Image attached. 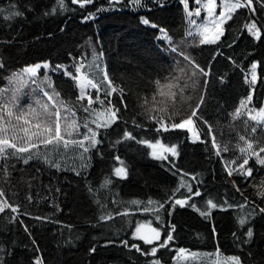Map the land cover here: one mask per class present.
<instances>
[{
  "label": "trees",
  "instance_id": "16d2710c",
  "mask_svg": "<svg viewBox=\"0 0 264 264\" xmlns=\"http://www.w3.org/2000/svg\"><path fill=\"white\" fill-rule=\"evenodd\" d=\"M10 2L16 3L24 14L10 21L0 17V61L4 64V68L0 69V88L8 86L7 78L12 72L21 70L27 64L47 60L53 67L63 64L74 72L71 65L75 61L84 62L82 73L102 79L103 72L97 73L96 70L98 64L114 85L123 89V97L117 91L109 98L121 109L118 114L121 118L117 121L119 127L113 125L106 135L101 130L102 134L98 138L102 143L98 148L104 154L103 158L93 150L89 165L81 170V175L77 176L71 170L72 167L79 168L81 163L73 152L67 153L60 171L48 168L37 159L31 160L28 165L13 160L11 163L14 167L9 168L10 175L4 177V165L0 163V188L5 191L10 202L19 205L20 213L16 220L11 219L15 214L10 210L0 213V245L12 250L7 264H30L34 255H42L45 264H146L145 257L135 250L124 248L119 241L126 239L130 243L149 247L143 245L142 241L132 240L131 233L137 221H149L152 227L157 224L150 213L136 211V206L129 202H146L150 197L162 201L166 198L165 193L171 194V189L177 186L179 174L173 176L167 162L161 166V162L150 158L147 155L150 150L144 145L128 141L113 146L110 142L122 135L125 127L132 130L133 120L143 125V128L133 132L137 139L154 137L165 144L176 143L178 139L184 141L183 134L177 136L179 130L161 132L157 136L156 123L149 120L147 115L159 114L161 109L165 113L175 110L185 112L204 88L200 83L197 89L192 88L188 79L190 73L186 75L181 71L186 66L183 57L163 51L165 45L156 38L158 30L140 23L141 16L165 27L175 42L186 40L187 43L180 47L186 49L210 73L206 102L199 114L212 125L213 135L221 147L227 144L230 151L216 157L211 150L212 138L204 134L206 127L201 130V138L205 143L185 141L179 144L180 155L175 158V162L183 171L197 175L199 183L191 175L185 179L194 190L199 187L203 194V199L193 197V201L203 205V200L211 196L220 201L227 198L232 203H242L241 193L235 191L232 181H236L245 195L250 190L252 180L264 178V170L255 165L254 160H250V165L254 166L253 175L247 180L239 176L228 177L221 163V158L230 160L234 155H239L237 143L240 135L264 144V126H257L247 115L236 120L229 115L234 112L239 101L247 96L249 87L244 83V72L234 67L231 60L246 71L251 59H264V44L252 41L246 32L237 31L244 17L249 15L246 10H238L240 14L225 25V34L221 37L223 43L219 44L221 55L216 45H200L195 33L185 36L189 27L179 0H163V7L153 5L152 0H143L146 6L135 10L122 0L120 6L100 12L88 21H84L83 17L89 11L95 12L96 8H107L108 0H94V7L86 5L87 10L81 9L78 4L73 5L71 0H65V11L47 16L44 12H50L56 0H0V7ZM255 19L264 24V13ZM237 36L240 37L237 43L229 47ZM94 49L104 52L103 58L96 62H93ZM249 53L252 55L249 56ZM89 63H92L91 68L88 67ZM262 73L264 69L258 67L252 102L257 108L264 106ZM48 75L56 91L61 94V99L74 106L76 119L81 123V131H84L82 122L89 113L75 103L79 92L74 81L65 77L62 71H50ZM39 76L43 78V69ZM220 77L224 78L223 84L220 83ZM156 81H160L159 86ZM27 91L30 93L31 89ZM91 92L94 99L95 90ZM39 96L41 102L47 100L42 94ZM101 98H104L103 92ZM122 98L124 103H120ZM35 99L30 94L25 95L21 103L27 106ZM83 103L87 104V100ZM93 107L100 110L95 99ZM254 126L258 128L255 134L252 133ZM239 143L243 146L242 142ZM115 155H119L129 169L127 180L110 176L112 167L117 164L111 159ZM106 177H110L112 183L102 188ZM89 185L94 194L89 193ZM181 192L187 194L185 189ZM29 194L32 196L31 201L27 199ZM101 204L105 206L103 209ZM54 205H59V210ZM125 207L129 208L128 216L116 215L118 212L123 213ZM102 211L112 212V219L98 223ZM240 211L214 210L217 238L211 235V225L199 213L191 208L179 209L174 220L179 226L176 237L168 251L161 249L158 252L162 264H172L171 257L177 254L176 249L180 247L190 252L227 257L239 255L244 264H264V221L256 219V238L251 244L238 246L233 240L235 215ZM25 212L30 215H24ZM36 216L50 219L38 221L33 219ZM69 225L70 228L67 227ZM25 226L29 232L24 231ZM109 240L115 243L107 244ZM93 245H96V251L89 254L88 250ZM35 248H39L40 252L32 251Z\"/></svg>",
  "mask_w": 264,
  "mask_h": 264
},
{
  "label": "snow or ice",
  "instance_id": "6c2138e0",
  "mask_svg": "<svg viewBox=\"0 0 264 264\" xmlns=\"http://www.w3.org/2000/svg\"><path fill=\"white\" fill-rule=\"evenodd\" d=\"M125 2L126 6L133 10L146 6L143 0H125ZM71 3L73 5L78 4L81 9L85 10H87L86 5H93L94 7V0H71ZM152 3L153 5L159 4L160 7H163V0H152ZM121 4L122 0H108L107 8L101 7L96 8L95 12L89 11L83 17V20H92L96 14L113 10ZM179 4L183 7L185 19L189 25H196L195 33L200 37L199 44L216 45L218 54L222 55L219 52V44L223 43L221 37L225 34V25L228 21L234 20L235 15L240 14L238 10H246L249 15L244 17V22L237 31L246 32L252 41H260L264 44V24L255 19L257 15L264 13V0H220L219 4H217L216 0H195V6H193V0H179ZM66 8L65 0H56L51 11H45L44 15L57 14L58 12L65 11ZM217 8H219L218 15L216 14ZM29 10L31 9L29 8ZM202 12L205 13L204 23L197 25L193 17H199ZM23 14L16 3L10 2L7 6L0 7V17L4 21L13 20L16 17L23 16ZM140 23L150 25L151 28L158 30L159 35L156 38L165 45L163 51L176 57H183L186 66L181 71L186 75L190 73L188 79L193 89H197L198 83H200L203 85L204 90L199 92L196 101L189 104L188 110L185 112L175 110L171 113H165V110L161 109L159 114L147 115L146 113L147 118L154 120L156 123L155 131L157 136L161 132L179 130L177 136L179 137L180 134H183L184 141L178 139L176 143L165 144L162 143L161 139L154 137H141L137 139V136L133 132L143 128V125L133 120L132 124L134 128L132 130L125 127L122 135H119L114 142H110L113 146L122 142L127 143L128 141H135L137 144L144 145L150 150L147 153L150 158L161 162V166H164V162H167L170 165L168 170L172 172V175L176 176L179 174L177 186L171 189V194L166 192V198L162 201L153 200L150 197L146 202L140 200L129 202L130 205L136 206V211L150 213L155 218L156 227H152L149 221H137L136 227L131 233L132 240L142 241L143 245L149 247H142L135 242L130 243L126 239L120 240L119 244L130 251L135 250L140 256L145 257L146 264H162V258L158 256V252L161 249L168 251L171 242L176 237L179 227L174 222L176 212L179 209L191 208L193 211L199 213L204 220L209 222L211 225V235L217 238L218 229L215 226L214 210L220 212H227L229 209L241 210L235 215L236 230L232 232V237L238 246L249 245L256 238V219L264 221V206L249 201L248 197L241 192V188L235 180L232 181V186L236 192L241 193L242 203H232L227 198L220 201L210 196L206 200H203V205H199L193 201V197L203 199L202 190L199 187L194 190L192 184L185 179V177L191 175V178L199 183L197 175L183 171L175 162V158L180 155V143L185 141L192 144H196L197 142L205 143L201 138L202 127H206L207 129L204 134L212 138L211 150H213V154L216 157H221L222 152L230 151L227 144L221 147L220 142L213 135L212 125L199 114L206 102L207 86L210 82L207 78L210 73L202 68L186 49L180 47L181 44L187 43L186 40H181L179 43L175 42L165 27L152 22L145 16L140 17ZM185 36H193V32L187 30ZM239 38V36L234 37L228 46L231 47L237 43ZM251 55L249 53V56ZM103 56V51L94 49L93 62L99 61ZM213 59H215V56H213ZM228 59L231 60V57ZM231 62L234 67H239L244 72V83L249 87L247 96L239 101V105L229 115L233 120L247 115L248 119L254 121L257 126H264V106L257 108L252 105L254 99L253 92L258 79L257 69L258 67L264 69V59H251L246 71L234 60H231ZM88 67L91 68L92 63H89ZM2 68H4V64L0 61V69ZM71 68H74V72L70 70L69 66L63 64H56L53 67L47 60L27 64L21 70L12 72L7 78L8 86L0 88V163L4 165V177L10 175L9 168L14 167L11 163L13 160L28 165L31 160L37 159L41 160L48 168L60 171L67 153L73 152L81 163L79 168L72 167L71 170L79 176L81 175V170L88 167L93 150H96V155H100L103 158L104 154L98 148V145L102 143V140L98 138L102 134L101 130L106 135L113 125L119 127L117 121L121 118L118 115L121 109L109 98L117 91L123 97V89L117 88L109 78L107 72L100 69L98 64L96 70L97 73L103 72L102 79L82 73V69L85 68L84 62L74 61ZM42 69L44 71L43 78L39 76V72ZM50 71H62L65 77H69L74 81L79 92L75 103L84 112L89 113V116L84 118L82 122L84 131H81V123L76 119V111L72 103L65 102L61 99V94L56 91L48 75ZM262 76H264V73H262ZM201 77L204 79H200ZM219 79L220 83L223 84L224 78L220 77ZM156 83L158 86L160 85V81H156ZM261 83H264V79L261 80ZM27 89H31V92L29 93ZM92 89L95 90L94 99L100 105V110L93 107ZM102 92L104 95L103 99L101 98ZM29 94L36 97V99L27 106L22 105V97ZM39 94H42L47 100L41 102ZM85 100H87V104L83 103ZM120 103H124L123 98ZM126 107L127 105L125 104ZM257 131V127H252L253 134L257 133ZM239 142H242L243 146ZM237 148L239 155H234L230 160L221 158V163L224 164V171L228 177L239 176L247 180L253 175L254 166L250 165V160L253 159L255 160V165H259L264 170V144L240 135L238 137ZM206 150H208L207 147ZM111 159L116 161L117 164L112 167L110 176H114L119 180H127L129 169L125 162L119 155L112 156ZM111 183L110 177H106L101 187H107ZM182 189H185L187 194L182 193ZM88 191L90 194H94V190L90 185L88 186ZM178 193H180L179 196L177 195ZM257 196L264 199V188H261L257 192ZM27 199L31 201L32 196L29 194ZM96 203L99 204V200ZM54 206L59 210V205ZM100 207L103 209L105 206L101 204ZM6 209L15 214L11 219L16 220L19 218V205L10 202L6 198L5 191L0 188V213H5ZM23 214L30 215L26 212ZM112 215L110 211H102L98 218V223L111 220ZM116 215L128 216L129 208L125 207L123 213L118 212ZM33 219L44 221L50 218L36 216ZM145 226H147V231L142 230ZM67 227L70 228L71 226ZM24 231L29 232L27 226H25ZM32 243L35 244L36 242L33 240ZM106 243L113 244L115 242L109 240ZM32 251L39 253L40 249L35 248ZM88 251L89 254L94 253L96 245L91 246ZM186 251L183 247L176 249L177 255L172 256V260L176 261L178 258H183ZM219 251V248H217V252ZM11 255L12 250L10 248L0 245V264H7V259ZM149 257L151 259H147ZM30 264H45V261L42 255H34ZM213 264H244V260L242 256L232 255L226 257L224 260L217 258V260L213 261Z\"/></svg>",
  "mask_w": 264,
  "mask_h": 264
},
{
  "label": "rangeland",
  "instance_id": "374dc122",
  "mask_svg": "<svg viewBox=\"0 0 264 264\" xmlns=\"http://www.w3.org/2000/svg\"><path fill=\"white\" fill-rule=\"evenodd\" d=\"M216 2L217 4H219L220 0H216ZM193 3L195 4V0H193ZM216 14H219V8H217ZM204 15L205 13L202 12L199 17H193V19L196 20L197 25L204 23ZM188 27L189 30H191L194 34L196 25L190 26L188 23ZM196 36L199 37L198 35ZM261 188H264V178L254 179L251 182L250 190L245 194V196L248 197L249 201L256 203L260 206H264V199L257 196V192L260 191ZM142 230L147 231V226H145ZM226 257L227 256H220L212 253L186 251V253L183 255V258H178L176 261H173L172 264H213V261L217 260V258H219L220 260H224Z\"/></svg>",
  "mask_w": 264,
  "mask_h": 264
}]
</instances>
